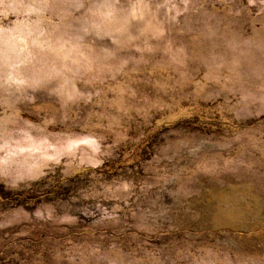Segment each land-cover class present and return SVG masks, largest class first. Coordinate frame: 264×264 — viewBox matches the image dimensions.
Returning a JSON list of instances; mask_svg holds the SVG:
<instances>
[{"label": "rangeland", "instance_id": "obj_1", "mask_svg": "<svg viewBox=\"0 0 264 264\" xmlns=\"http://www.w3.org/2000/svg\"><path fill=\"white\" fill-rule=\"evenodd\" d=\"M0 264H264V0H0Z\"/></svg>", "mask_w": 264, "mask_h": 264}]
</instances>
